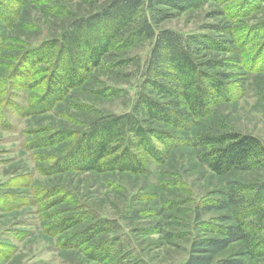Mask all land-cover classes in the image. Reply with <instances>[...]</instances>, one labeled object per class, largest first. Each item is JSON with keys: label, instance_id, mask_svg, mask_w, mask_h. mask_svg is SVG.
Instances as JSON below:
<instances>
[{"label": "rangeland", "instance_id": "374dc122", "mask_svg": "<svg viewBox=\"0 0 264 264\" xmlns=\"http://www.w3.org/2000/svg\"><path fill=\"white\" fill-rule=\"evenodd\" d=\"M110 1L4 0L11 17L0 15V264H97L80 250L60 246V239L91 226L94 218L116 224L117 230L99 240L120 242L130 257L127 264L136 257L146 264H183L191 240L199 235L196 207L214 198L226 183L185 147L172 151L164 165L151 163L146 175L43 173L94 120L130 111L140 83L138 63L146 60L150 43L117 53L113 62L123 66L92 70L82 86L41 115L26 116L25 110L44 93L47 77L55 70L56 52L35 66H26L23 58L59 39L73 20ZM214 26L229 32H218ZM156 29L230 42V52L208 55L238 67L224 70L231 76L235 100L215 108L193 133L250 134L264 147V0H209ZM108 90L118 96L108 95ZM58 132L71 137L33 148ZM239 177L252 181L257 173ZM224 214L201 213L200 219L214 222ZM67 216H78L79 226L50 236L46 230ZM243 252L240 243L233 244L213 264L225 259L264 264V256Z\"/></svg>", "mask_w": 264, "mask_h": 264}, {"label": "trees", "instance_id": "16d2710c", "mask_svg": "<svg viewBox=\"0 0 264 264\" xmlns=\"http://www.w3.org/2000/svg\"><path fill=\"white\" fill-rule=\"evenodd\" d=\"M208 1L111 0L91 15L73 20L59 39L43 43L23 58L26 66H35L56 52L55 70L47 77L44 93L25 110L26 116L41 115L82 86L92 70L123 66L122 62H113L117 53L150 43L146 60L138 63L140 83L130 111L94 120L69 151L43 173L146 175L151 163L166 164L175 149H191L211 174L226 179V183L214 198L196 207L199 235L191 240L183 264H213L219 254L238 243L243 247V256H264L263 145L250 134L234 131L193 133L215 108L235 100L231 76L224 70L238 67H229L225 59L208 55L230 52V42L156 29L176 14L197 9ZM7 7L0 0V15L10 20ZM108 91V95L118 96L115 90ZM70 137L67 132H58L41 139L33 148L52 146ZM252 172L257 173L252 181L239 177ZM210 212L226 214L214 222L200 219L201 213ZM79 224L78 216H67L46 231L50 236H59ZM117 229L115 223L94 218L91 226L60 239V246L80 250L97 264H127L130 257L120 242L107 237L99 240ZM133 264L146 263L136 257ZM221 264L244 262L225 259Z\"/></svg>", "mask_w": 264, "mask_h": 264}]
</instances>
